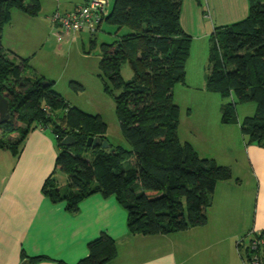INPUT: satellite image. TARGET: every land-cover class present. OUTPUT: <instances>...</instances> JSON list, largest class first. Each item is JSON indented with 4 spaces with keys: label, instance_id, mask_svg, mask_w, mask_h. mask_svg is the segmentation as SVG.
Wrapping results in <instances>:
<instances>
[{
    "label": "trees",
    "instance_id": "1",
    "mask_svg": "<svg viewBox=\"0 0 264 264\" xmlns=\"http://www.w3.org/2000/svg\"><path fill=\"white\" fill-rule=\"evenodd\" d=\"M182 4L183 0H115L104 18L118 31L128 30L117 42L102 44L100 61L112 92L118 91L117 115L130 144L125 149L112 144L103 148L107 126L102 117L69 105L52 88L54 81L27 75L29 58L11 56L4 48L3 29L13 9L37 16L40 0H0V93L11 111L10 119L0 124V150L18 157L34 127L50 128L59 149L55 166L66 173L67 181L64 187L50 186L55 177L51 175L43 191L53 201H64L69 211L77 212L80 202L94 193L113 195L127 211L132 234H169L204 225L217 183L232 178L230 166L200 156L178 135L181 110L174 87L186 81L192 44L181 25ZM209 60L206 89L232 98L221 107L222 122L239 121L237 102H255L256 113L245 117L240 128L248 142L264 145V0H249L246 18L215 28ZM126 62L133 71L129 81L122 76ZM69 135L75 142L64 145ZM95 138L100 145L93 147ZM88 248V255L75 264H107L117 256L115 239L106 231ZM44 258L24 255L22 264Z\"/></svg>",
    "mask_w": 264,
    "mask_h": 264
},
{
    "label": "crops",
    "instance_id": "2",
    "mask_svg": "<svg viewBox=\"0 0 264 264\" xmlns=\"http://www.w3.org/2000/svg\"><path fill=\"white\" fill-rule=\"evenodd\" d=\"M60 10L54 3L51 8L41 3L39 15L12 13L13 20L20 18V23L14 27L11 18L3 29L6 51L30 59L33 72L30 70L28 76L51 80L36 60L45 47L44 39L48 42L56 36L62 40L72 34L66 35L52 21V15ZM248 11L249 0H183L181 25L192 36L191 46L200 38L206 45L212 24L236 23L246 18ZM56 54L57 48L47 57L52 60ZM198 83L201 93L208 94L202 76ZM177 88L187 96L195 90L188 80L179 83L174 98ZM206 102L210 100L200 99L197 104L208 106ZM221 107L217 99L214 109L221 112ZM188 113L192 115L191 109ZM240 122L220 121L214 136L203 137L205 123L183 126L180 120V140L191 143L200 156L230 166L233 176L217 183L204 225L159 235L132 234L127 211L113 195L94 193L80 202L77 212L69 211L64 201H53L43 186L57 171L56 137L49 128L34 127L18 157L0 150V264H22L24 255L46 257L33 264H59L58 260L75 264L88 255L89 242L103 231L115 239L117 246V256L107 264H245L236 249L241 237L258 239L257 253L264 258V145L248 142ZM181 125L186 130L183 133ZM194 131L196 135L199 132L202 142L211 139L214 145L200 150L190 138Z\"/></svg>",
    "mask_w": 264,
    "mask_h": 264
},
{
    "label": "rangeland",
    "instance_id": "3",
    "mask_svg": "<svg viewBox=\"0 0 264 264\" xmlns=\"http://www.w3.org/2000/svg\"><path fill=\"white\" fill-rule=\"evenodd\" d=\"M85 2L86 0L41 1L43 5L49 8L53 6V3L56 9L59 5L61 12H63L62 10H65L66 7L71 8L73 5L80 6ZM109 2V6L112 7L115 0H109ZM12 13L13 15L16 13L25 15L24 12L19 9H13ZM11 18L13 20L12 14ZM19 21L20 18H14V27L20 23ZM212 25L210 35L207 37V44H204V41L206 40L203 38L194 40L186 63V81H190L191 84L195 86V90H192L193 92H189L191 95L187 96L186 94H181L177 88L175 93L176 96L174 98L177 104L178 102L181 104L182 110L180 113V120L183 126L188 123L192 125V122L198 124V126H204V123L206 124V130L202 129L201 132L203 137L214 136L217 131H219L217 127L220 121H222V111L220 112V110L217 111L214 109L217 99L219 101V106H222L228 101H232V98H224L218 92H211L207 90L208 94L201 93V87L199 88L198 82L201 79V76L206 82L210 71L209 53L211 35L216 27L226 26ZM127 32L128 30L126 28L118 31L116 26L103 21L94 32L87 29L77 30L62 40H58L56 36H52L51 40L48 42L44 39L43 42H45V47L36 62L39 67L48 72L47 74H49L52 81L56 80V83L53 84L52 88L59 92L69 105L75 106L85 113L100 115L102 117L107 126L106 137L110 144L115 147L130 149V144L121 130L117 115L115 96L118 94V91L112 92L113 86L108 84V81L104 78L100 67L102 44L115 43L119 40L122 34ZM55 48H57V54L54 55L56 57H52L51 60L47 57V54ZM15 60L17 61V59ZM30 70L33 72L31 66L26 70L27 75L31 74ZM122 76L125 81H129L133 78V71L128 62L122 65ZM72 82L80 84L82 88H74ZM192 97H194L196 103L191 102V99H193ZM200 99L210 100V102H206V104L209 103L208 106H201L197 104ZM189 109H191V116L188 115ZM256 110L257 104L255 102L236 103V116L239 121H242L247 116H253L256 113ZM58 114L62 115L63 112L59 111ZM204 118H206L207 121L203 123L202 120ZM183 126L182 133L186 131ZM49 130L51 129L49 128ZM195 132L196 131L190 134V138L200 150H204V148L212 147L214 145L215 142H211V139L208 142L206 140L202 142L199 132H197V135ZM215 148L218 149V147ZM87 155L89 156L90 152L87 153ZM66 181V173L57 168L55 177L49 182V185L64 187L66 185ZM239 239L237 240L236 249L241 255V252L238 249ZM245 241L248 242V239H245ZM242 252L245 253L244 250Z\"/></svg>",
    "mask_w": 264,
    "mask_h": 264
},
{
    "label": "built area",
    "instance_id": "4",
    "mask_svg": "<svg viewBox=\"0 0 264 264\" xmlns=\"http://www.w3.org/2000/svg\"><path fill=\"white\" fill-rule=\"evenodd\" d=\"M109 7L108 0H88L85 4L77 6L73 11L65 13L56 11L52 15V21L66 35L85 29L94 32L109 13ZM44 110L49 112L50 107L45 105ZM258 247L259 241L256 238L248 240V242L245 241V238L238 241V249L246 264H264V258L257 253ZM243 250L245 253L242 252Z\"/></svg>",
    "mask_w": 264,
    "mask_h": 264
},
{
    "label": "water",
    "instance_id": "5",
    "mask_svg": "<svg viewBox=\"0 0 264 264\" xmlns=\"http://www.w3.org/2000/svg\"><path fill=\"white\" fill-rule=\"evenodd\" d=\"M43 83L44 85L48 84L47 81H44ZM10 117H11L10 102L2 93H0V124L6 123L10 119ZM90 141H92V139H90ZM74 142H75V139L71 135L67 136L63 140V144L68 145V146L73 145ZM96 145H100L99 138H95L93 140L92 146L95 147ZM102 147L109 148L110 143L107 140H105L102 142Z\"/></svg>",
    "mask_w": 264,
    "mask_h": 264
}]
</instances>
